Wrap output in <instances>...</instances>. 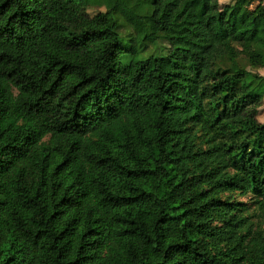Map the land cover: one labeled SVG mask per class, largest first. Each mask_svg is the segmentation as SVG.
Instances as JSON below:
<instances>
[{
    "label": "trees",
    "instance_id": "16d2710c",
    "mask_svg": "<svg viewBox=\"0 0 264 264\" xmlns=\"http://www.w3.org/2000/svg\"><path fill=\"white\" fill-rule=\"evenodd\" d=\"M262 22L0 0V264H264Z\"/></svg>",
    "mask_w": 264,
    "mask_h": 264
},
{
    "label": "rangeland",
    "instance_id": "374dc122",
    "mask_svg": "<svg viewBox=\"0 0 264 264\" xmlns=\"http://www.w3.org/2000/svg\"><path fill=\"white\" fill-rule=\"evenodd\" d=\"M254 7H255V5L251 6L252 9ZM135 20L138 21L137 19H135ZM261 35L264 38V22H262V25H261ZM263 73H264V71H263ZM239 200L246 204L245 212H247V215L250 217L251 220H253V221H256L258 219L264 220V214L262 213L261 210H259L257 208L256 204H254V202L251 199H249L247 197H242ZM262 214H263V216H262Z\"/></svg>",
    "mask_w": 264,
    "mask_h": 264
}]
</instances>
